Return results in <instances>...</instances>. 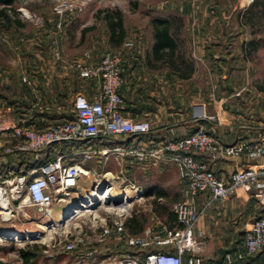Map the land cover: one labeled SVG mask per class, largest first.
I'll list each match as a JSON object with an SVG mask.
<instances>
[{"label":"crops","instance_id":"obj_1","mask_svg":"<svg viewBox=\"0 0 264 264\" xmlns=\"http://www.w3.org/2000/svg\"><path fill=\"white\" fill-rule=\"evenodd\" d=\"M245 1L247 12L227 13L221 10V1L188 0L187 10L181 13V18L186 20L181 64L175 58L167 59L164 54L168 50L154 52L151 27L149 36L141 33L139 38L126 40L120 47L118 52L126 60L124 81L119 89L123 114L132 120H148L150 134L115 137L110 145L98 150L75 146L63 161L79 163L95 175L117 177L123 174L122 169L108 161L112 158L119 163L130 161V165H125L124 173L128 176L125 178L142 189L141 201L151 200L144 207H132V214L124 220L123 235L112 232L106 238L104 247L117 249L118 254L113 256L128 251L143 264V250L128 247L125 238L142 237L148 229L155 233L162 226L178 227L176 220L171 221L168 215L159 212L161 206H167L173 213V204L183 198V184L170 153L157 159L146 157L143 161L98 154L86 159L84 153L118 147L157 148L166 141L192 134L199 126H204L221 144L264 139V8L256 1ZM43 24L26 34L16 28L0 30L2 121L11 120L36 130L71 119L75 94L92 98L98 92L99 82L78 77L72 63L88 61L97 65L103 56L102 50L95 46L81 48L78 43L67 48L71 38L56 27V21L47 19ZM13 34L18 36L16 40ZM128 42L133 46L126 47ZM194 105L216 115L218 123L194 121ZM15 142L11 131L0 134V177L8 172L29 174L31 170L23 172L24 166L19 171L12 168L19 153H5L2 146ZM59 153L54 148L47 155L52 161ZM194 156L224 182H229L235 171L264 167L262 159L248 152L237 159L218 158L214 162L198 153ZM128 167L133 169L131 176ZM87 191L77 188L74 192L82 195ZM170 197L174 198L170 200ZM195 206L201 213L193 228V237L202 242V250L196 254L201 264H264V249L243 261L235 260V255L243 251L249 223L264 216V206L251 189L238 188L223 202L211 201L207 192L199 193ZM188 256L187 252L182 256L183 264Z\"/></svg>","mask_w":264,"mask_h":264},{"label":"built area","instance_id":"obj_2","mask_svg":"<svg viewBox=\"0 0 264 264\" xmlns=\"http://www.w3.org/2000/svg\"><path fill=\"white\" fill-rule=\"evenodd\" d=\"M65 5H57L54 13L58 17L56 26H61V18ZM126 47H132L128 42ZM126 60L119 52H106L96 65L88 61H74L72 68L81 79H95L99 82L98 92L88 98L81 93L75 94L72 100V118L63 122H55L46 129L38 131L24 124H16L0 115V134L11 131L16 142L11 146H2L5 153H35L38 160L39 152L53 144L63 142L84 141L96 138H115L119 136H141L151 131L148 120H132L124 116V102L119 89L124 81ZM26 81L24 78L22 79ZM192 118L196 122L211 125L218 123L217 116L209 114L201 105L193 106ZM8 123L5 125L4 122ZM193 152L201 153L210 162L218 158L237 159L242 153L248 152L264 161V139L256 142H236L221 144L204 126H199L189 136L165 142L157 148L140 149L134 147H118L102 149L98 152H86L84 157L94 154L114 155L120 159L133 157L143 161L146 157L157 159L170 153L176 164L179 178L183 184V198L173 204L172 210L178 227L169 229L162 226L158 232L148 229L144 236H127L126 245L145 250L150 247L171 248L174 253L150 252L144 257L143 264H183L182 256H189L185 264H201L197 257L202 250V242L193 237V228L200 218L195 206L199 193H209L211 201L223 202L233 195L238 188L244 187L253 191L254 197L264 206V167L246 168L230 175L229 182L220 180L204 162L198 161ZM66 155L59 153L56 158L29 174L8 172L0 177V222L7 223L17 212L25 207H33L45 219L46 224L74 222L77 218L88 216L89 234L74 223L73 239L64 244L67 251H75L92 243H101L113 232L117 236L124 233V220L132 214L134 200L141 199L143 191L125 177L111 175H95L85 170L79 163L64 164ZM82 169L83 173L79 170ZM83 175L94 177L91 189L84 194H76L79 180ZM121 183H119V181ZM120 187L119 194L113 191L115 185ZM132 192V195L128 194ZM74 199H72V196ZM93 196L91 208L85 197ZM63 205L58 218L53 219L52 207ZM71 205V210L68 207ZM93 206V207H92ZM109 207V216L100 218L95 214L98 208ZM264 249V216L249 223L244 234L243 251L235 255V260L243 261ZM97 249H89L79 254L78 263L96 264ZM106 264H139V259L129 253L116 255ZM110 259V258H109Z\"/></svg>","mask_w":264,"mask_h":264},{"label":"rangeland","instance_id":"obj_3","mask_svg":"<svg viewBox=\"0 0 264 264\" xmlns=\"http://www.w3.org/2000/svg\"><path fill=\"white\" fill-rule=\"evenodd\" d=\"M212 2L214 0H211ZM221 1V10L223 12H247L245 0H218ZM259 3L264 8V0H252ZM57 5H65V12L61 18V28L68 40L67 48L76 47L79 43L81 48L94 47L102 53L118 52L126 40H134L140 37L141 33L145 36L150 34V21L156 17L169 18L170 26L177 42V56L175 62L182 63L183 49V26L186 20H183L181 13L188 8V0H16L11 8L15 13L9 11L10 19L20 23V27H16L22 33H29L36 27L45 25L47 19L57 21L58 17L54 13ZM244 5V6H242ZM0 4V10L3 9ZM9 8V7H6ZM118 11L123 18V24L126 29V36L119 45L110 43L106 26L102 20L103 14L106 12ZM1 17V16H0ZM1 19V18H0ZM242 22L245 21L242 19ZM0 23L2 21L0 20ZM57 27V26H56ZM12 28V25L9 26ZM58 28V27H57ZM0 30H5V26L0 24ZM135 33L137 34L135 36ZM139 33V34H138ZM119 170L122 169L121 176L128 177L125 171V165H130V161H117L114 158L108 161ZM92 175H83L78 184V190L91 189ZM119 183L120 180H118ZM123 186V185H121ZM120 185H115L113 191L119 194ZM132 195L131 191H128ZM74 195L72 199H74ZM174 197H170V200ZM151 201V200H148ZM148 201L134 200L135 207H144ZM63 210V205H55L52 207L53 219L58 218V214ZM100 218L109 216V207L102 206L95 212ZM88 216L77 218L74 222L68 221L60 225L46 224L45 219L33 207H25L23 211L17 212L11 221L7 223L0 222V232H10L13 235L0 237V264H22L18 251L27 249L29 246L36 245L38 247L39 264H81L78 263V253L81 249L75 251H67L64 244L73 239L74 223H78L80 229L89 234ZM39 224L45 227L39 228ZM47 225V226H46ZM55 225V226H54ZM60 226V227H59ZM15 232V233H14ZM27 234V235H26ZM19 237L14 239L15 237ZM47 236V237H46ZM21 237V238H20ZM105 241L101 243H92L91 249H97L96 264H106L110 262L113 255L118 254L117 249L113 251L107 250L104 246ZM111 251V252H110ZM113 252V253H112ZM110 258V259H109ZM57 259L60 261L56 262Z\"/></svg>","mask_w":264,"mask_h":264},{"label":"trees","instance_id":"obj_4","mask_svg":"<svg viewBox=\"0 0 264 264\" xmlns=\"http://www.w3.org/2000/svg\"><path fill=\"white\" fill-rule=\"evenodd\" d=\"M15 1L16 0H0V4H2L4 6L3 9L0 10V16H1L0 20L2 21V23H0V24H2V26L3 25L5 26L4 31L11 29V28H9L10 25H12V28H14V29L17 26L20 27V25H19L20 23L12 21L10 19L11 18L10 15L8 13L9 11H12L13 13H15L14 10L11 8V5ZM6 7H9V8H6ZM102 20L106 26L110 43H112L114 45H119L124 40V38L126 36V29H125L124 24H123L122 15L118 11L106 12L105 14H103ZM150 27L152 29L154 52L156 53L157 51H160V50L161 51L168 50V52L164 54V55L168 56L167 59L172 60L173 58H175V56H177V54L175 52V50L177 48V42H176V38L173 34V31L171 29L169 19L164 18V17L152 18L150 21ZM13 35L15 36V37H13L14 40H16L18 36L16 34H13ZM174 61H175V59H174ZM66 120H70V118H65L63 121H66ZM63 121H60V122H63ZM42 130H44V129H42ZM38 131H41V130H38ZM149 134H150V132L146 135H149ZM189 135L190 134H188L184 137H181V138H177V139L172 140V141H176V140L185 138ZM141 136H144V135H141ZM141 136L129 135V137H141ZM111 139L112 138H96V139H89V140H84V141H71V142H63L61 144H53V145L49 146L47 149H45L46 151L44 150V152L41 151V152L37 153L38 154V160L34 159L35 153H33V152H22V153L18 154L19 156L17 158V162H16V164H14L12 166V168H14L15 171H19L20 167L24 166L22 170H23V172H25L29 169L38 168L39 166L51 161V157H49V155H47V154L51 153L54 148H58L60 153L67 155L71 152L72 148L75 146L85 145L86 146L85 148L91 147V148H95L96 150H98L104 146H107L108 144L110 145ZM166 142H170V141H166ZM195 153H197V152H193V156L195 155ZM198 154H201V153H198ZM201 155H203V154H201ZM8 168H9V166H8ZM127 169L129 170L128 175L131 176L133 173L132 167H128ZM20 172H22V171H20ZM159 197H161V195ZM159 213H160L159 215H162V214L168 215V218L171 221L176 220L174 213L168 211L167 206H161ZM131 217H133V215ZM131 219H133V218H131ZM121 235H123V234H121ZM89 249H91L89 246H84L83 251L77 252L78 256L80 253L87 251ZM143 251H142V254L144 257L147 253H150V252H157V251L168 252V253H174L175 252V250H168L167 248L160 249L157 247H150V248H147ZM125 253H128V251H125V252L123 251V252H120L119 254L123 255ZM18 254H19V257L22 261V264H39L38 247L36 245L29 246L27 249H20L18 251ZM58 261H60V260L57 259L56 262H58Z\"/></svg>","mask_w":264,"mask_h":264},{"label":"bare ground","instance_id":"obj_5","mask_svg":"<svg viewBox=\"0 0 264 264\" xmlns=\"http://www.w3.org/2000/svg\"><path fill=\"white\" fill-rule=\"evenodd\" d=\"M81 173H83V171H82V169H80L79 170ZM85 199H86V201H87V204H85L84 205V208H88V207H90L91 208V205L93 204V202H92V200H93V196H88V197H85ZM93 207V206H92ZM71 205L68 207V211H70L71 210ZM56 226L57 225H60V223H56L55 224ZM54 225V226H55ZM47 226V225H46ZM60 227V226H59ZM39 228L40 229H42V231L45 229V227L44 226H42L41 224H39ZM15 233V232H14ZM16 234V233H15ZM15 234H10V232H3L2 231V233H0V237H3V235L4 236H7V235H15ZM27 235V234H26ZM47 237V236H46ZM17 238H19L18 236L17 237H15L14 239H17ZM21 238V237H20Z\"/></svg>","mask_w":264,"mask_h":264},{"label":"water","instance_id":"obj_6","mask_svg":"<svg viewBox=\"0 0 264 264\" xmlns=\"http://www.w3.org/2000/svg\"><path fill=\"white\" fill-rule=\"evenodd\" d=\"M0 233H2V232H0Z\"/></svg>","mask_w":264,"mask_h":264}]
</instances>
